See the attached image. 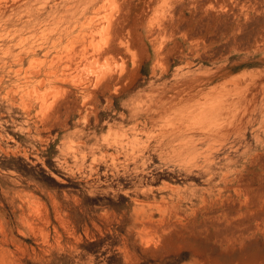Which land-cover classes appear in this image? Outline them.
<instances>
[{
    "label": "rangeland",
    "instance_id": "obj_1",
    "mask_svg": "<svg viewBox=\"0 0 264 264\" xmlns=\"http://www.w3.org/2000/svg\"><path fill=\"white\" fill-rule=\"evenodd\" d=\"M0 264H264V0H0Z\"/></svg>",
    "mask_w": 264,
    "mask_h": 264
}]
</instances>
